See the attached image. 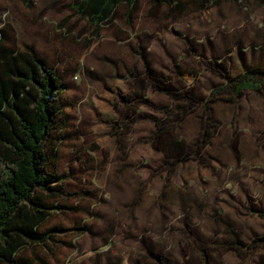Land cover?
Instances as JSON below:
<instances>
[{"label":"rangeland","instance_id":"374dc122","mask_svg":"<svg viewBox=\"0 0 264 264\" xmlns=\"http://www.w3.org/2000/svg\"><path fill=\"white\" fill-rule=\"evenodd\" d=\"M178 1L137 0L131 22L123 2L94 33L74 0H0V36L34 46L66 84L50 168L79 192L62 203L78 207L43 225L61 227L52 250H24L38 264H264V81L238 93L227 78L264 69V0ZM142 53L173 92L148 85L128 112ZM155 119L174 120L191 152L212 134L170 163ZM116 120L129 124L121 136Z\"/></svg>","mask_w":264,"mask_h":264},{"label":"trees","instance_id":"16d2710c","mask_svg":"<svg viewBox=\"0 0 264 264\" xmlns=\"http://www.w3.org/2000/svg\"><path fill=\"white\" fill-rule=\"evenodd\" d=\"M26 1L32 3V0ZM156 1L177 7L182 4L174 0ZM222 1L199 0V4L204 9ZM123 2L128 4L126 19L131 22L137 0H74L73 7L94 27V33H98L101 25L113 17L118 5ZM142 55L145 70L134 75L139 89L122 95L128 112L147 99L145 89L148 85L173 92V85L169 83L172 75L168 74L170 78H166L165 74H154L147 57L144 53ZM263 77L264 69L257 66L245 69L236 76H227L229 87H234L238 93L243 88L261 90ZM65 87L57 68L39 55L34 46L19 49L0 36V264H38L25 255L24 250L35 247L52 250L53 243L57 241L55 233L61 227L56 225L46 231L43 225L55 211L78 207L62 203L65 198L79 192L68 189L63 175L58 174L55 167L50 168L58 156L56 131H60V126L65 123ZM224 89V86H219L212 92L221 94ZM177 95L192 99L203 96L185 95L179 91ZM205 108L208 109L207 104ZM127 122H114L120 136L129 129ZM155 123L157 128L152 133V139L156 144L165 139L161 148L170 163L184 161L191 157V153L198 154L201 145L207 143L212 134L207 129L200 147L197 144L191 152L189 142L179 138L174 120L155 119ZM203 158L200 156L199 160L205 161ZM145 245L153 252L151 244L145 242ZM202 251L207 258V249Z\"/></svg>","mask_w":264,"mask_h":264}]
</instances>
